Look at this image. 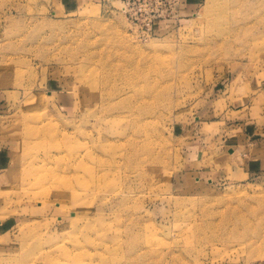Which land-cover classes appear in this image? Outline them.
Segmentation results:
<instances>
[{"label": "rangeland", "instance_id": "obj_1", "mask_svg": "<svg viewBox=\"0 0 264 264\" xmlns=\"http://www.w3.org/2000/svg\"><path fill=\"white\" fill-rule=\"evenodd\" d=\"M122 7L0 0V141L12 156L0 189V264L264 263V174L197 181L208 150L196 158L187 143L201 127L195 117H220L225 85L260 103L249 87L264 93V0H202L148 36ZM86 152L85 166L105 174L88 191L76 165ZM55 172L74 176L80 199H58Z\"/></svg>", "mask_w": 264, "mask_h": 264}, {"label": "crops", "instance_id": "obj_2", "mask_svg": "<svg viewBox=\"0 0 264 264\" xmlns=\"http://www.w3.org/2000/svg\"><path fill=\"white\" fill-rule=\"evenodd\" d=\"M56 1L61 9L69 10L79 7L84 2L102 5L106 0ZM201 1L182 0L181 15L195 11ZM233 89L234 81L225 85L220 90V94L216 95V101L220 102L223 107L218 112L220 117L204 124L200 117H195L196 123L200 124L201 127H198L187 143L195 147L196 158L204 156L203 146L206 145L208 150L205 152L207 153L206 162L208 164L194 171L197 173L195 177L197 181L206 179L209 183H214L226 178L244 181L253 176L264 174L263 87L261 84L256 85L252 82L249 87L251 91H261L255 95H260V103H256L258 100L252 94L238 98L233 94ZM213 111H215L214 108L208 109V113ZM210 147L211 150L208 149ZM10 151L8 144L0 141V189L6 185L5 173L11 167L12 156ZM200 152H203L202 155ZM196 162L199 163L198 160ZM3 224L4 221H0V228Z\"/></svg>", "mask_w": 264, "mask_h": 264}, {"label": "bare ground", "instance_id": "obj_3", "mask_svg": "<svg viewBox=\"0 0 264 264\" xmlns=\"http://www.w3.org/2000/svg\"><path fill=\"white\" fill-rule=\"evenodd\" d=\"M217 25H218V23H216ZM215 25V24H214ZM216 28V27H215ZM217 32V31H216ZM222 32V31H221ZM258 36H260V35H258ZM106 78V77H105ZM107 79V78H106ZM105 79V80H106ZM121 79H123V78H121ZM125 79V78H124ZM105 80H103V81H105ZM127 80V79H126ZM106 82V81H105ZM109 82V81H108ZM151 88H153V87H151ZM150 88V89H151ZM132 90V89H131ZM156 90H157V88H156ZM132 91H134V90H132ZM158 91V90H157ZM127 93V92H126ZM152 93V92H151ZM152 94H154V93H152ZM152 94H149V95H147V97L148 96H150V95H152ZM155 94H156V92H155ZM155 96V95H154ZM128 97V96H127ZM133 97V96H132ZM151 97H153V96H151ZM155 97H158V96H155ZM158 99V98H157ZM137 100H140V99H137ZM136 100V101H137ZM147 100V99H146ZM130 101H131V99H130ZM144 101V100H143ZM153 101H155V100H153ZM148 102H149V100H148ZM139 103V102H138ZM153 103H155V102H152V105H153ZM117 104V103H116ZM123 104V103H122ZM133 105H134V103H132ZM113 105V104H112ZM118 105L120 106V104L118 103ZM127 105V104H126ZM125 105V106H126ZM110 106V105H109ZM124 106V107H125ZM134 107V106H133ZM113 108H114V105H113ZM113 108H112V110H113ZM121 108H123V107H121ZM120 108V109H121ZM109 109V108H108ZM134 109V108H133ZM142 109V108H141ZM110 110L111 109H109L108 111H109V113H110ZM117 110V109H116ZM124 110H126V109H124ZM115 111V110H114ZM113 111V112H114ZM119 111V110H118ZM129 111V110H128ZM135 111V110H134ZM146 111V110H145ZM107 112V111H106ZM115 113H117L116 111H115ZM121 113V112H120ZM119 113V114H120ZM131 113H133L132 111L130 112V114ZM139 113V115H140V113L141 112H138ZM113 114V113H112ZM121 114H123V113H121ZM106 115V114H105ZM114 115V114H113ZM127 116V115H126ZM125 116V117H126ZM130 116H132V115H130ZM118 117V116H117ZM117 117H115L116 119H118ZM128 117V116H127ZM113 118V117H112ZM138 127H139V125H138ZM131 128H132V126H131ZM131 130V129H130ZM142 130V129H141ZM132 137V136H131ZM141 138V137H140ZM140 138L139 139H137L136 141H138V140H140ZM126 139V138H125ZM124 139V140H125ZM127 139H129V137L127 136ZM136 139V138H135ZM124 140H122V142L124 141ZM132 140V139H131ZM147 141V140H146ZM145 140H144V142H146ZM125 142H126V140H125ZM143 142V141H142ZM141 142V143H142ZM131 143V142H130ZM138 143L139 142H136L133 146L134 147H136L137 145H138ZM140 143V144H141ZM128 144V143H127ZM129 145V144H128ZM141 145H143V144H141ZM132 146V144L131 145H129V147H131ZM145 146H146V144H145ZM128 147V148H129ZM139 147V146H138ZM141 147V146H140ZM143 147H144V145H143ZM147 148V147H146ZM151 148V147H150ZM148 149L149 151L152 149ZM130 149V148H129ZM132 149V148H131ZM134 149V148H133ZM139 149V148H138ZM138 149H135V150H137L138 151ZM134 150V152H135V155H136V151ZM87 151H89L88 149H87ZM142 150L140 149V152H141ZM143 151H144V148H143ZM143 151H142V153H143ZM145 151H146V149H145ZM144 151V152H145ZM62 152V151H61ZM67 152V151H66ZM127 152V151H126ZM148 152V151H147ZM150 152H152V151H150ZM157 152V151H156ZM54 153V152H53ZM82 153V152H81ZM129 153V152H128ZM52 154V153H51ZM55 154V153H54ZM57 154V153H56ZM55 154V155H56ZM64 154V153H63ZM68 154V153H67ZM94 154H95V152H94ZM124 154H126L127 155V153H124ZM131 154H133V153H131ZM131 154H129V155H131ZM137 154H138V152H137ZM150 154V153H149ZM153 154V153H152ZM50 155V154H49ZM49 155H48V157H49ZM141 155V154H140ZM145 155V154H144ZM64 156V155H63ZM95 156V155H94ZM128 156V155H127ZM42 157V156H41ZM52 155H51V160H52ZM131 157V156H130ZM132 157H133V155H132ZM136 157V156H135ZM138 157H139V155H138ZM142 157H143V154H142ZM141 157V158H142ZM145 157V156H144ZM143 157V158H144ZM62 158V157H61ZM76 158V157H75ZM87 158L88 159H92V156H91V154H89V152L87 153L86 152V154L84 155V156H82V155H79V156H77V159H78V161H80V162H78V164H76V165H79V166H84L85 167V172H86V175H87V177H88V179H85L82 183V186H83V189L82 190H85V191H88V188H90V186H99V188L101 187L100 185H101V183L103 182V179L105 178V174H102V175H100V176H96L95 174H93L92 173V169L90 168V167H88V166H85L86 165V161L85 160H87ZM134 158V157H133ZM49 159V158H48ZM136 159V158H135ZM127 160V159H126ZM129 160V159H128ZM139 160H141V159H139ZM139 160L137 159L136 160V162L138 161L139 162ZM145 160H146V158H145ZM144 160V161H145ZM120 161V160H119ZM119 161H117V162H119ZM122 161V160H121ZM143 161V162H144ZM103 162H106V163H110V160H107V161H104V160H101L100 161V163H103ZM127 161H125V163H126ZM72 164H73V162H71ZM128 163H131V162H129L128 161ZM135 163V162H134ZM30 164V163H29ZM42 164V163H41ZM136 164V163H135ZM129 165V164H128ZM127 165V166H128ZM138 165V164H137ZM63 166H65V165H63ZM74 166V165H73ZM132 166V165H131ZM133 166H135L136 167V165H133ZM142 166V165H141ZM139 167V166H138ZM127 168V167H126ZM125 168V169H126ZM140 168V167H139ZM139 168L138 169H136L137 171L139 170ZM95 169V168H94ZM135 170V171H136ZM33 174L36 176V182L37 183H40V182H44V180H46V177H47V173H45L44 171V169L43 168H41V167H38V168H34L33 170ZM126 171V170H125ZM140 171L141 170H139V172L138 173H140ZM73 173V172H72ZM81 173V172H80ZM135 173V172H134ZM137 173V174H138ZM124 175H125V173H124ZM138 176V175H137ZM49 177V176H48ZM79 176H77L76 178H78ZM111 177V176H110ZM50 178V177H49ZM52 178H54V182H55V185H56V187H54V189H57V191H59L58 193H61L60 194V196H58V199H61L60 201H64V200H66V199H68V200H71V203H73V200L74 201H77L78 199H80V198H78L79 196H80V194H78V191H77V189H75L74 187H73V180H74V176H69L68 174H60V173H58V172H55V173H53L52 174ZM75 178V179H76ZM51 180V179H50ZM81 182V181H80ZM107 182V181H106ZM106 182H105V184H106ZM36 183V184H37ZM35 184V185H36ZM40 186V185H39ZM43 186H41V187H39V188H42ZM48 188V187H47ZM82 188V187H81ZM46 189V188H45ZM65 194V195H64ZM69 197V198H68ZM127 199V198H126ZM78 208V207H77ZM82 213H84L83 211H82ZM76 214V213H75ZM76 216V218L74 219V221H73V225H75V224H77L78 222H79V213L77 214V215H75ZM81 216H84L85 217V220H86V229H88V230H90V228L92 227V223H90V219H88L87 217H86V214H82ZM196 226V225H195ZM139 227V226H138ZM197 227V226H196ZM195 227L193 226V228H192V230L194 229ZM101 229V228H100ZM196 229V228H195ZM198 230V229H197ZM197 230L196 231H194V232H197ZM85 231V230H84ZM199 231V230H198ZM130 235V234H129ZM133 236V235H132ZM141 236V235H140ZM127 237H129V236H127ZM122 238H120V237H118V238H116V241H115V245H117V246H121L122 244H123V242H122ZM123 241H125V240H123ZM149 246V245H148ZM147 249V248H146ZM157 250V249H156ZM147 252V251H146ZM152 252H155L154 250L152 251ZM158 254H159V252H157ZM161 253H163V252H161ZM66 254H68V256H70V254H69V252H66ZM79 255V254H78ZM78 255H76L75 256V259L77 260V256ZM156 255V254H155ZM155 255H154V257H155ZM46 257H49V255L47 254L46 255Z\"/></svg>", "mask_w": 264, "mask_h": 264}, {"label": "built area", "instance_id": "obj_4", "mask_svg": "<svg viewBox=\"0 0 264 264\" xmlns=\"http://www.w3.org/2000/svg\"><path fill=\"white\" fill-rule=\"evenodd\" d=\"M123 10L135 22L146 26V35L155 30L156 24L170 21L181 14L182 0H120ZM264 264V263H258Z\"/></svg>", "mask_w": 264, "mask_h": 264}]
</instances>
